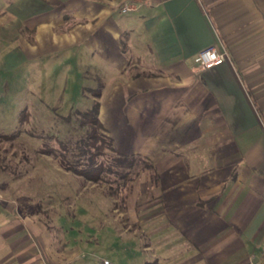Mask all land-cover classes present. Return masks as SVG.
I'll use <instances>...</instances> for the list:
<instances>
[{"label": "crops", "instance_id": "obj_1", "mask_svg": "<svg viewBox=\"0 0 264 264\" xmlns=\"http://www.w3.org/2000/svg\"><path fill=\"white\" fill-rule=\"evenodd\" d=\"M210 45L227 59L198 70ZM43 56L79 86L96 83L88 101L113 152L146 165L119 192L83 178L61 201L41 192L36 212H116L115 224L130 221L115 231L132 264L260 262L264 0H0V71ZM11 215L0 212V264L80 260L82 243L60 257L36 213Z\"/></svg>", "mask_w": 264, "mask_h": 264}, {"label": "rangeland", "instance_id": "obj_2", "mask_svg": "<svg viewBox=\"0 0 264 264\" xmlns=\"http://www.w3.org/2000/svg\"><path fill=\"white\" fill-rule=\"evenodd\" d=\"M46 59L37 58L19 72L0 71V212H10L21 222H33L31 215L36 213L44 230L41 236L52 245L49 251H59L60 257L65 247L82 243L81 258L74 264H98L103 260L132 264L131 260L136 262L138 258L132 257L115 231V225L127 227L130 221L122 222L119 217L115 224L116 212L35 211L41 203V192L46 197L56 190L61 201L80 187L77 178L81 177L55 168L54 158L42 149L55 147L57 139L81 135L83 128H78L77 118L91 107L93 101L89 103L88 98L96 91L91 88L96 87L93 81L81 87L67 78V66L63 70L59 66L56 73L53 61ZM2 135L13 136L3 139ZM74 178L78 182L71 184ZM90 189L97 193L101 186L94 184ZM34 222L38 224L36 219ZM44 246L42 241L36 247L43 257L48 253Z\"/></svg>", "mask_w": 264, "mask_h": 264}, {"label": "trees", "instance_id": "obj_3", "mask_svg": "<svg viewBox=\"0 0 264 264\" xmlns=\"http://www.w3.org/2000/svg\"><path fill=\"white\" fill-rule=\"evenodd\" d=\"M98 107L99 103L93 101L90 108L80 113L77 118L78 128H83L80 136L57 139L55 147L42 151L52 156L62 170L98 185H107L109 192L115 193L128 188L138 174L137 168L145 167L146 162L137 155L113 152L112 141L98 121ZM2 136L9 139L13 135Z\"/></svg>", "mask_w": 264, "mask_h": 264}, {"label": "built area", "instance_id": "obj_4", "mask_svg": "<svg viewBox=\"0 0 264 264\" xmlns=\"http://www.w3.org/2000/svg\"><path fill=\"white\" fill-rule=\"evenodd\" d=\"M129 7L125 4L120 8L121 12H125ZM227 59L225 52L218 50L215 46H207L198 52V70L210 69L215 66L222 64ZM102 264H110L108 261L103 260ZM250 264H264V251L261 255V260L259 263H250Z\"/></svg>", "mask_w": 264, "mask_h": 264}]
</instances>
